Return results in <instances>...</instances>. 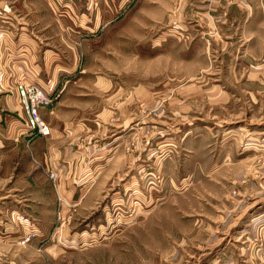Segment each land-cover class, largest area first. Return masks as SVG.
<instances>
[{"label": "rangeland", "instance_id": "obj_1", "mask_svg": "<svg viewBox=\"0 0 264 264\" xmlns=\"http://www.w3.org/2000/svg\"><path fill=\"white\" fill-rule=\"evenodd\" d=\"M219 37L193 47L189 69L181 54L169 65L133 48L124 57L117 41L79 56L112 80L103 128L127 162L73 195L48 172L55 227L42 253L32 248L41 264H264V26Z\"/></svg>", "mask_w": 264, "mask_h": 264}, {"label": "crops", "instance_id": "obj_2", "mask_svg": "<svg viewBox=\"0 0 264 264\" xmlns=\"http://www.w3.org/2000/svg\"><path fill=\"white\" fill-rule=\"evenodd\" d=\"M263 8L264 0H0V264L42 263L32 250L42 253V232L55 227L49 171L61 195H73L86 178L97 184L108 169L126 166L121 139L103 128L109 117L103 93L112 80L89 69L93 58L82 64L80 55L93 57L101 46L109 52L117 41L124 57L134 49L130 55L169 65L181 54L189 67L193 47L203 40L213 45L223 40L220 34L234 33L252 39L263 29ZM171 67L160 68L170 74ZM19 82L60 94L39 107L48 135L29 129ZM32 229L36 236L21 244Z\"/></svg>", "mask_w": 264, "mask_h": 264}, {"label": "built area", "instance_id": "obj_3", "mask_svg": "<svg viewBox=\"0 0 264 264\" xmlns=\"http://www.w3.org/2000/svg\"><path fill=\"white\" fill-rule=\"evenodd\" d=\"M16 93L20 105L27 113V125L29 129L32 130L34 134L48 135L49 127L42 120L38 108L40 106L49 105L52 98L42 87L35 83H18L16 85ZM50 174L53 176L55 173L51 172ZM31 235H34V233L30 231L20 239V243L25 244Z\"/></svg>", "mask_w": 264, "mask_h": 264}, {"label": "bare ground", "instance_id": "obj_4", "mask_svg": "<svg viewBox=\"0 0 264 264\" xmlns=\"http://www.w3.org/2000/svg\"><path fill=\"white\" fill-rule=\"evenodd\" d=\"M26 84V83H25ZM164 147V146H163ZM258 217V216H257Z\"/></svg>", "mask_w": 264, "mask_h": 264}]
</instances>
